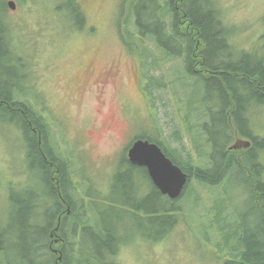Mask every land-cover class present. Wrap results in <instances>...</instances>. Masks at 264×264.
<instances>
[{
	"label": "rangeland",
	"instance_id": "obj_1",
	"mask_svg": "<svg viewBox=\"0 0 264 264\" xmlns=\"http://www.w3.org/2000/svg\"><path fill=\"white\" fill-rule=\"evenodd\" d=\"M13 1L15 8L8 7L7 14L19 48L17 54L28 65L26 81L32 89H25L27 100L50 123L48 146L51 152L69 162L75 186L70 193L75 205H80V211H85L82 204L90 203L100 209L101 215L98 213L97 218L88 206L85 216L90 217L91 223L95 219L102 221V217L105 225L111 223L110 217H116L110 212V205L114 206L112 210L122 213L121 220L115 223L120 243L116 257L119 263L225 264L232 258V248L244 250L246 238L253 232L259 236L262 228L259 214L249 213L257 200L250 193L247 169H239L247 183L239 184L235 177L230 179L236 167L213 185L193 180L190 190L197 194L179 200L182 209L171 213L176 215L177 222L158 240L151 238L164 229V224L161 227L147 225L143 213L134 216L124 207L101 200L100 197L110 192L121 152L125 150L126 154L131 142L143 131L159 135L169 149L181 152L183 160L189 152L194 163L204 161L202 164L210 165L209 157L198 154L203 150L211 151L203 126L209 122V117L193 111L186 114L182 102L186 98L199 106L205 82L199 81L195 87L198 77L185 72L184 58L163 57L147 36L137 35L133 40L136 44L142 43L137 45L141 55L147 57L146 64L141 63L142 57L136 48L124 46L120 37L122 22L126 20L128 30L135 31L124 0H73L85 15L82 28L75 26L68 6L54 10L60 2L66 4L68 0ZM216 2L225 24L232 30L230 41L242 50L264 52V0ZM144 73L147 77H161V83L166 86L151 87L149 95ZM247 116L251 134L256 136L257 144H263L257 150V161L264 181V103L249 108ZM9 117L0 118V215L3 210L5 219L10 211L7 193L11 187L17 195L28 186L37 190L35 173L29 174V163L25 159L23 134L15 123L6 121ZM196 134H200L197 140ZM234 142L233 135L226 148ZM235 157L239 158L237 154ZM39 190L45 191L44 188ZM215 198L230 199L223 211L228 221L241 224L242 219L245 221L244 215L249 216L248 224L243 225L245 229L240 230L230 247L223 246V239L213 224L211 227L208 224L214 222ZM136 217H143L146 237L134 226Z\"/></svg>",
	"mask_w": 264,
	"mask_h": 264
},
{
	"label": "trees",
	"instance_id": "obj_2",
	"mask_svg": "<svg viewBox=\"0 0 264 264\" xmlns=\"http://www.w3.org/2000/svg\"><path fill=\"white\" fill-rule=\"evenodd\" d=\"M7 2L0 0V118L10 116L6 121L15 123L23 134L25 159L29 163V174L35 173L37 190L28 186L18 195L15 188L11 187L8 191L10 211L6 219L3 210L0 215V264H106L105 259L113 257L120 245L115 223L121 220L122 213L112 210L114 206L110 205V212L116 217L109 218V225L104 224L102 217V221L95 219L91 223L90 217L85 216L86 208L90 206L89 209L95 211L96 216L98 213L101 215L100 209L90 203L86 206L82 204L85 209L83 213L80 205H75L70 193L75 186L69 162L51 152L48 146L50 123L34 109L25 95V89L31 88L26 81L28 65L17 54L19 48L14 42V31L8 19ZM123 3L128 15L133 18L135 31L130 32L128 22L124 20L120 37L124 46L127 44L129 48L137 49L142 57L141 63L146 64L147 57L139 51L137 44L142 43L133 41L137 35L147 36L151 45L165 58L177 59L182 56L185 72L198 77L195 87L199 81L205 82L199 106L186 98L182 102L186 114L193 111L209 117V122L203 123V126L211 151L207 153L203 150L198 154L209 157L210 165L202 164L204 161L194 163L190 160L189 152L183 160L181 152L169 149L159 135L143 131L138 138L158 144L165 155L187 174L181 195L170 199L161 194L150 181L145 168L131 164L124 150L110 183V195L100 197L101 200L124 207L134 216L138 212L143 213L147 217V225L161 227L164 224V229L151 238L158 240L177 222L176 215L171 213L182 209L179 200L197 194L190 190L193 180L203 185H213L229 175L231 168L236 167L230 173V179L236 176L237 169H247L251 179L250 193L257 200L252 205L259 214L262 228L259 236L253 232L246 238L244 250L232 248V258L225 264H264V181L260 174L261 165L257 161V150L263 144H257L256 136L251 134L250 118L247 116L249 108L264 103V52L242 50L230 41L232 30L225 24L216 0H124ZM65 5L70 8L75 26L82 28L85 24L83 9L73 0H68L66 4L60 2L54 10L60 11ZM140 67L142 70L143 65ZM145 77V89L149 95L151 87L166 86L161 83V77ZM204 98L210 100L204 102ZM151 116L155 121V115ZM233 135L235 138L251 137L254 140L243 157L240 153L245 150L239 149V152L226 148ZM199 136L196 134L195 140ZM42 155H48L47 159L59 170V181L68 210L51 189L50 166ZM214 201V222L209 219L211 222L208 224L210 227L213 224L223 239V246L230 247L231 241L237 239L240 230L243 232L245 227L239 228L240 224L228 221L223 214L227 203L225 198H215ZM142 218H133L134 226L137 225L141 235L146 237Z\"/></svg>",
	"mask_w": 264,
	"mask_h": 264
},
{
	"label": "water",
	"instance_id": "obj_3",
	"mask_svg": "<svg viewBox=\"0 0 264 264\" xmlns=\"http://www.w3.org/2000/svg\"><path fill=\"white\" fill-rule=\"evenodd\" d=\"M7 4L10 9L15 8L14 1L8 0ZM248 146V140L237 137L228 149L237 150ZM126 156L131 164L146 169L149 179L161 194L170 199H176L181 195L187 182V174L165 155L158 144L147 139L136 138L127 148Z\"/></svg>",
	"mask_w": 264,
	"mask_h": 264
},
{
	"label": "flooded vegetation",
	"instance_id": "obj_4",
	"mask_svg": "<svg viewBox=\"0 0 264 264\" xmlns=\"http://www.w3.org/2000/svg\"><path fill=\"white\" fill-rule=\"evenodd\" d=\"M244 139V138H243ZM244 140H248L249 141V146H248V148L252 145V143L254 142V140L251 138V137H245V139ZM248 148H246V149H242V150H245V151H243L242 152V154L243 153H245V152H247V149ZM45 159H46V161H48V165L50 166V171H49V176H50V181H51V189H53L54 191H55V193H56V195L58 196V198L60 199V201H61V203L63 204V205H65L66 207H67V210H68V203L67 202H65L64 201V194H63V188H62V186L60 185V181H59V176H60V174H59V170H58V168H57V166L56 165H53L52 164V162H50V159H47L49 156L48 155H46V156H44V155H42ZM146 170V169H145ZM238 171H237V173H236V176H235V178H236V180L237 181H239V184L240 183H244V182H248L247 180H246V178L244 177V175H243V173L239 170V169H237ZM226 177V176H225ZM240 177V178H239ZM239 178V179H238ZM251 183V182H250ZM250 188V187H249ZM246 190H249V189H246ZM65 191V193L67 192V189H65L64 190ZM227 199V202L229 203V201H230V199L229 198H226ZM250 200V199H249ZM250 202V201H249ZM250 210V212L249 213H252V214H255L256 213V215H257V211H256V209L254 208V206L252 205V208H250L249 209ZM119 248V247H118ZM118 253H119V251H118V249H117V251L115 252V255L113 256V257H107L105 260V262H106V264L107 263H112V264H121V263H119V261H117L116 260V257H117V255H118Z\"/></svg>",
	"mask_w": 264,
	"mask_h": 264
},
{
	"label": "bare ground",
	"instance_id": "obj_5",
	"mask_svg": "<svg viewBox=\"0 0 264 264\" xmlns=\"http://www.w3.org/2000/svg\"><path fill=\"white\" fill-rule=\"evenodd\" d=\"M244 217H245V221H244V219H242V222H241V224L239 225V228H241V226H243V225H247V224H248V223H246V222H248V221H246V219L249 217L248 214H247V216L244 215Z\"/></svg>",
	"mask_w": 264,
	"mask_h": 264
}]
</instances>
